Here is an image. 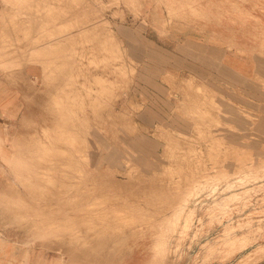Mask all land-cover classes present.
Instances as JSON below:
<instances>
[{
	"label": "rangeland",
	"instance_id": "1",
	"mask_svg": "<svg viewBox=\"0 0 264 264\" xmlns=\"http://www.w3.org/2000/svg\"><path fill=\"white\" fill-rule=\"evenodd\" d=\"M0 3L3 52L42 72L0 133V252L264 264V0ZM223 42L256 70L228 67Z\"/></svg>",
	"mask_w": 264,
	"mask_h": 264
},
{
	"label": "crops",
	"instance_id": "2",
	"mask_svg": "<svg viewBox=\"0 0 264 264\" xmlns=\"http://www.w3.org/2000/svg\"><path fill=\"white\" fill-rule=\"evenodd\" d=\"M6 16L7 12L2 9V4L0 3V18ZM255 17L263 22V10H261L260 14L256 12ZM202 27L207 32H211L208 28V22H202L201 25L195 26V28L192 26V29L188 32L198 33L203 29ZM5 29L6 25L0 19V34L2 32L5 33ZM180 31L181 33H187L184 30ZM190 37L194 39L193 36ZM4 41L5 39L0 38V133H5L13 124L22 120L24 114L29 111L30 98L33 96L32 89L35 87L34 82L42 74L39 64L30 63L26 66L25 70L23 67L18 66L17 60H13V58H10L3 52V49L6 48ZM201 42L207 43L208 45L211 43L206 38ZM208 45V48H216L215 43L211 44L212 47ZM218 48L223 49L222 60L230 68L233 67L247 72L255 68L252 67L253 65L259 64L260 60H257L258 57L256 58L254 56L255 52H252L246 45H230L227 42H223L222 46H218ZM7 65L8 67H5ZM1 251L4 252H0V264H19V261H17L18 254L16 252H8L11 250H8L7 247ZM31 264H35V261H32Z\"/></svg>",
	"mask_w": 264,
	"mask_h": 264
}]
</instances>
